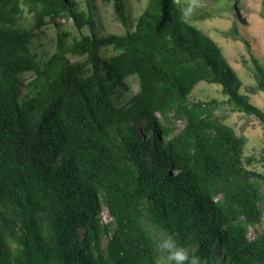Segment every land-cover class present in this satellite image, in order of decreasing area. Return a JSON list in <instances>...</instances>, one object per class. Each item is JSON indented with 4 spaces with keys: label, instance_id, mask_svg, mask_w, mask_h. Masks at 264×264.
<instances>
[{
    "label": "trees",
    "instance_id": "obj_1",
    "mask_svg": "<svg viewBox=\"0 0 264 264\" xmlns=\"http://www.w3.org/2000/svg\"><path fill=\"white\" fill-rule=\"evenodd\" d=\"M140 1L129 18L114 0L125 30L100 35L91 0H0V264H157V233L200 264H264L260 158L213 117L215 100L189 96L205 82L264 114L179 3Z\"/></svg>",
    "mask_w": 264,
    "mask_h": 264
},
{
    "label": "rangeland",
    "instance_id": "obj_2",
    "mask_svg": "<svg viewBox=\"0 0 264 264\" xmlns=\"http://www.w3.org/2000/svg\"><path fill=\"white\" fill-rule=\"evenodd\" d=\"M85 6L84 0H74ZM129 18L135 17L144 6L140 0H125ZM183 11V19L201 32L209 36L220 48L223 56L231 68L236 72L242 82L240 92L245 93L250 102L259 108L264 114V94L256 92V82L253 77L252 57H255L264 67V0H175ZM96 29L100 35L122 34L124 25L118 20L114 0H91ZM59 24L74 31L72 20L62 17ZM20 23L26 27L30 25V16L24 13ZM47 37L54 38L53 29L45 28ZM239 34L233 35L230 32ZM88 33V31H85ZM76 34V32H75ZM43 37V36H41ZM40 38V36H38ZM247 41L249 47L242 41ZM43 42L45 41L42 40ZM45 49L51 51L48 44ZM43 63L44 59H40ZM77 58L69 56V61L74 62ZM31 75L23 79V85L28 83ZM130 93L138 89V83L129 79ZM130 94H125L122 101L126 102ZM191 101L209 102L215 100V104L209 107L213 117L223 118L224 123L232 127L238 136L245 140L244 153L246 156L254 155L260 161L253 167L259 172L264 171V124L254 116L246 115L238 111L232 104L227 102L220 87L205 82L198 83L189 96ZM172 123L181 129L184 121L172 119ZM262 198L260 207L263 210L264 230V182L259 183ZM103 220H109L106 211L103 212ZM152 233H155L152 231ZM255 236L250 228L248 237ZM156 250L157 264H167L165 254L158 248V241L163 235L157 233ZM200 264V263H199Z\"/></svg>",
    "mask_w": 264,
    "mask_h": 264
},
{
    "label": "clouds",
    "instance_id": "obj_3",
    "mask_svg": "<svg viewBox=\"0 0 264 264\" xmlns=\"http://www.w3.org/2000/svg\"><path fill=\"white\" fill-rule=\"evenodd\" d=\"M158 248L165 254L167 264H199V258L190 255L189 250L180 246L172 235L161 237Z\"/></svg>",
    "mask_w": 264,
    "mask_h": 264
},
{
    "label": "built area",
    "instance_id": "obj_4",
    "mask_svg": "<svg viewBox=\"0 0 264 264\" xmlns=\"http://www.w3.org/2000/svg\"><path fill=\"white\" fill-rule=\"evenodd\" d=\"M108 216V215H107ZM108 218H109V220H110V217L108 216ZM104 221H108L107 219L106 220H104Z\"/></svg>",
    "mask_w": 264,
    "mask_h": 264
}]
</instances>
